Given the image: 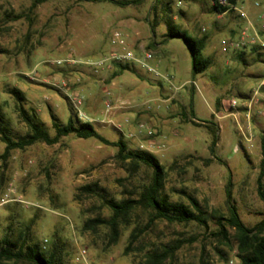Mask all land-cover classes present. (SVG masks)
I'll list each match as a JSON object with an SVG mask.
<instances>
[{"label":"rangeland","instance_id":"374dc122","mask_svg":"<svg viewBox=\"0 0 264 264\" xmlns=\"http://www.w3.org/2000/svg\"><path fill=\"white\" fill-rule=\"evenodd\" d=\"M30 5L31 0H0V112L12 137L29 132L11 94L18 89L23 106L51 135L54 122L75 117L109 141L155 156L164 168L161 192L170 202L190 207L191 196L210 217H227L229 190L246 226L264 217L257 194L264 51L253 46L254 34L264 35V0H237L245 18L233 9L213 12L210 0H140L124 7L47 0L33 10ZM170 24L192 38L207 36L203 55L212 64L205 72L193 77L190 50L181 38L161 43ZM242 32L246 44L233 49L229 43ZM246 46L247 54L241 52ZM126 51L133 60L112 59ZM123 65L132 70L122 71ZM77 100L85 121L77 117ZM3 151L0 139V157ZM116 153L94 138L68 135L53 145L14 149L5 162L0 158V196L11 185L18 199L0 206V239H15L29 226L33 242L55 252L59 264H136L147 253L177 244L163 264L237 263L234 230L228 227L230 240L224 242L214 236L212 219L207 229L157 220L130 244L149 217L136 207L119 224L113 243L106 225L83 230L87 219L110 218L104 199H136L139 187L151 182V169ZM86 185H96L97 192L84 193Z\"/></svg>","mask_w":264,"mask_h":264},{"label":"trees","instance_id":"16d2710c","mask_svg":"<svg viewBox=\"0 0 264 264\" xmlns=\"http://www.w3.org/2000/svg\"><path fill=\"white\" fill-rule=\"evenodd\" d=\"M47 0H31L30 10L35 9L39 4ZM95 2L108 1L114 5L124 7L138 4L140 0H91ZM211 10L218 14H224L232 10L237 5V0H210ZM166 9L169 11V5ZM181 38L190 50L192 58L193 77L205 72L212 64L208 56L203 55V49L207 36L192 38L186 31L180 30L175 25H168L167 31L163 34L161 43L171 38ZM241 58V55H238ZM121 70H132L128 65H123ZM11 94L17 100V110L21 119L26 123L29 132L25 136L12 137L8 133V128L4 123L0 112V139L4 144V151L1 155L2 162H5L10 152L14 149L24 150L28 146L37 142H43L47 145H53L59 142L60 138L74 135L77 138H94L99 142L117 148L116 156L120 160L134 164L135 166L144 165L151 169V182L148 185L139 187V192L135 198H125L120 201L113 199H104L106 205L111 211L109 219L91 218L84 221L83 230L94 231L98 226L106 225L109 229V239L113 243L119 236L118 226L126 222L130 212L136 207H142L148 211L149 217L146 225L142 229H137L130 236V244L136 241L141 233L157 220H163L168 223H189L195 222L203 228H208V221L212 219L217 227L215 237L223 239L224 242L230 240L228 227L234 230L233 239L235 240L236 264H264V217L253 226H246L239 217L236 206L232 202L230 191H226V203L228 216L212 215L211 217L200 207L199 203L191 196H188L189 206L182 203H172L167 195L161 192L164 168L159 160L152 154L128 149L123 141H109L102 136L89 122H80L75 117L73 121L70 118L67 123H53L54 134L51 135L42 125L33 113H29L23 106V94L18 89H12ZM198 124V123H195ZM217 141L216 130L212 131V140L209 146V152L213 155L214 147ZM261 159L259 161V172L257 175V194L264 202V136L260 139ZM7 186L2 190L1 196ZM84 193L95 194L96 185H86L81 188ZM0 196V198H1ZM29 226L24 231H20L15 239L4 236L0 239V264H59L55 252L45 251L38 243L27 233ZM144 229V230H143ZM177 244L169 246L161 252L154 251L147 253L145 257L136 264H163L164 260L173 256L174 252L180 248Z\"/></svg>","mask_w":264,"mask_h":264},{"label":"built area","instance_id":"2783aa9c","mask_svg":"<svg viewBox=\"0 0 264 264\" xmlns=\"http://www.w3.org/2000/svg\"><path fill=\"white\" fill-rule=\"evenodd\" d=\"M219 2L223 4L224 0H219ZM256 4H258V3L256 2ZM233 10H238V14H239L240 17H242V18L246 17L245 13L241 9H237L236 7H234ZM244 36H245V32H242V35L240 36V38L238 40H236V41H231L229 43V46L233 47V49L240 48V47L244 46L246 44ZM115 38H119V34L118 33L115 34ZM222 44L226 45V42L223 40ZM259 46L261 48H264V42H260ZM145 56H146L147 59H150V58H152V53H146ZM112 59L114 61H117V62H126L128 60H133L134 56H133L132 52L126 51L124 54H122V53H118V54L114 53V55H112ZM136 61L139 62L142 67L145 66L143 61H139L137 59H136ZM146 68H147V71H153V69L151 67H146ZM79 105H80V101L79 100L74 102V108L77 111L76 112L77 117L80 120L85 121L86 120L85 113L80 111ZM15 194H16L15 189L13 187H11V185H8L7 188L5 189L4 193L2 194L1 198H0V206L4 205V204H6V203H8L10 201L18 200V199L14 198ZM20 202H21V200H20Z\"/></svg>","mask_w":264,"mask_h":264},{"label":"crops","instance_id":"0c3cea01","mask_svg":"<svg viewBox=\"0 0 264 264\" xmlns=\"http://www.w3.org/2000/svg\"><path fill=\"white\" fill-rule=\"evenodd\" d=\"M261 34L262 33H259V34L256 33V34H254V37H253V46H259L260 45V42H264V39H263V36L264 35H261ZM259 48H260V50L257 51V52H261V50L264 51V48H261L260 46H259ZM249 51H250V48L248 46H246V49H243L241 52L247 54V53H249Z\"/></svg>","mask_w":264,"mask_h":264}]
</instances>
